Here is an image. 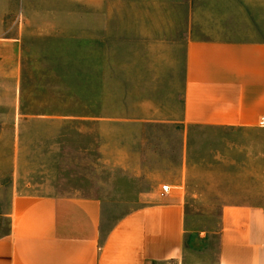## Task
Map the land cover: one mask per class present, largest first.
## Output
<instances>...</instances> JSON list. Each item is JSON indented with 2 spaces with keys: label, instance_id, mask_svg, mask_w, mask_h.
<instances>
[{
  "label": "rangeland",
  "instance_id": "obj_1",
  "mask_svg": "<svg viewBox=\"0 0 264 264\" xmlns=\"http://www.w3.org/2000/svg\"><path fill=\"white\" fill-rule=\"evenodd\" d=\"M91 3L0 0V199L93 196L111 226L180 182L187 250L215 264L223 207L264 208V133L84 118L178 119L183 104L181 46H149L130 0Z\"/></svg>",
  "mask_w": 264,
  "mask_h": 264
},
{
  "label": "crops",
  "instance_id": "obj_2",
  "mask_svg": "<svg viewBox=\"0 0 264 264\" xmlns=\"http://www.w3.org/2000/svg\"><path fill=\"white\" fill-rule=\"evenodd\" d=\"M130 1L131 26L153 37L149 46L168 51L179 44L184 52L181 115L84 118L173 125L182 132L194 126L264 133V0ZM162 185L152 201L111 226L97 197L13 186L0 199V264H206L186 247L191 232L182 184L169 180L168 194ZM220 225L215 264H264L263 207L225 205ZM205 241L201 232L195 238Z\"/></svg>",
  "mask_w": 264,
  "mask_h": 264
},
{
  "label": "built area",
  "instance_id": "obj_3",
  "mask_svg": "<svg viewBox=\"0 0 264 264\" xmlns=\"http://www.w3.org/2000/svg\"><path fill=\"white\" fill-rule=\"evenodd\" d=\"M161 188H162L161 191L163 194H168L171 190L170 186L167 184H163Z\"/></svg>",
  "mask_w": 264,
  "mask_h": 264
}]
</instances>
